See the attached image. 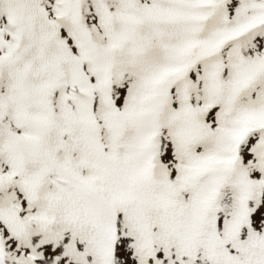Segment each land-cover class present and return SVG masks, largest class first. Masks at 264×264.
Instances as JSON below:
<instances>
[{"label":"snow or ice","instance_id":"snow-or-ice-1","mask_svg":"<svg viewBox=\"0 0 264 264\" xmlns=\"http://www.w3.org/2000/svg\"><path fill=\"white\" fill-rule=\"evenodd\" d=\"M0 264H264V0H0Z\"/></svg>","mask_w":264,"mask_h":264}]
</instances>
